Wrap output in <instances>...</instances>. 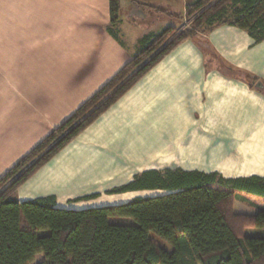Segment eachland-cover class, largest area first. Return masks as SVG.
I'll use <instances>...</instances> for the list:
<instances>
[{
	"label": "crops",
	"instance_id": "obj_1",
	"mask_svg": "<svg viewBox=\"0 0 264 264\" xmlns=\"http://www.w3.org/2000/svg\"><path fill=\"white\" fill-rule=\"evenodd\" d=\"M130 31L120 18L111 24L110 0H0V176L132 57ZM205 37L222 61L264 81V41L227 24ZM205 60L194 40L182 42L28 178L18 198L54 194L57 206L75 209L123 203L165 191H105L166 166L264 176V91ZM138 138L146 154L137 163Z\"/></svg>",
	"mask_w": 264,
	"mask_h": 264
},
{
	"label": "trees",
	"instance_id": "obj_2",
	"mask_svg": "<svg viewBox=\"0 0 264 264\" xmlns=\"http://www.w3.org/2000/svg\"><path fill=\"white\" fill-rule=\"evenodd\" d=\"M120 9L121 0H110L111 24L118 22ZM185 16L190 20L186 26L169 23L144 35L137 52L102 87L0 176V264H31L38 253L44 258L37 264H264L263 175L225 177L219 171L151 168L106 192L165 193L82 209L57 206L54 194L18 198L28 178L182 42L191 39L202 51L213 52L201 36L226 24L246 30L255 43L264 41V0H194L186 4ZM239 72L251 88L264 91L257 86L259 81L264 85L259 77ZM247 195L261 200L252 203L257 211L237 212L235 201ZM250 229L256 231L250 234Z\"/></svg>",
	"mask_w": 264,
	"mask_h": 264
},
{
	"label": "rangeland",
	"instance_id": "obj_3",
	"mask_svg": "<svg viewBox=\"0 0 264 264\" xmlns=\"http://www.w3.org/2000/svg\"><path fill=\"white\" fill-rule=\"evenodd\" d=\"M122 1L126 3L124 2H123L124 4L122 3L123 6L120 11V19L122 21V26L124 29L126 27H129L131 29L130 33L126 32L130 35L128 38L127 37L126 38L129 41H131L132 39L135 40L136 49L134 50V53H133L135 54L138 50L140 40L147 33L159 32L167 25H170L169 23H172L173 25H176L178 27L188 25L190 20L187 19L185 16V7L187 3L193 2L194 0H154L151 2V4H153L151 6L137 5V4L134 5L131 0H122ZM126 4L127 6H125ZM129 5H132V6L128 7ZM150 25H155V27H153V29H149ZM201 37L204 38L205 34H203ZM207 50L208 51L206 50L203 51L205 55V59H206L205 61L211 67L214 66V67H217L218 69H221L224 73H227L230 78L238 79V80H241L242 78H244V74L242 72H239V70L241 69L238 70L236 67H234V71L228 69L226 65L222 64V62H220V60L214 56L211 50H209L208 48ZM235 76L237 77L235 78ZM241 81H244V80H241ZM144 148L145 146L143 147V143L141 142V139L138 138L137 143H136V152L132 154V156L135 155L137 163L141 159L145 158L146 153L144 152ZM221 160L222 159H218L217 161L221 162ZM234 161L235 159L233 158L232 161L230 162L234 163ZM159 192H163V191H156V193H159ZM128 195L131 198L137 195V193L128 194ZM128 195H126L123 199L116 200V201L127 200L129 199ZM253 202L258 203V202H261V200L257 197L247 195L245 200H236L234 204V208L238 212L239 210L255 211L256 208L254 204H252ZM119 220H122L124 222H131V223L133 222L129 218H121ZM254 231L256 230H253V229L248 230L250 234L253 233ZM164 245L167 249L169 250L172 249L171 245L166 244V243ZM43 258H44V255L42 253H38L36 256V259L31 264H37Z\"/></svg>",
	"mask_w": 264,
	"mask_h": 264
},
{
	"label": "water",
	"instance_id": "obj_4",
	"mask_svg": "<svg viewBox=\"0 0 264 264\" xmlns=\"http://www.w3.org/2000/svg\"><path fill=\"white\" fill-rule=\"evenodd\" d=\"M257 86L260 87V88H264V85L262 84L261 81H259V82L257 83Z\"/></svg>",
	"mask_w": 264,
	"mask_h": 264
}]
</instances>
